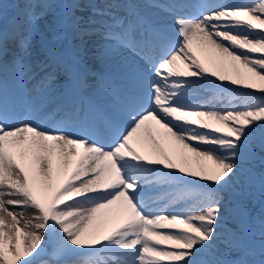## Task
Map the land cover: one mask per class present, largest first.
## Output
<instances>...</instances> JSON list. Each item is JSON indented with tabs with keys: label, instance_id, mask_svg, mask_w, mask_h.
I'll return each instance as SVG.
<instances>
[{
	"label": "snow or ice",
	"instance_id": "6c2138e0",
	"mask_svg": "<svg viewBox=\"0 0 264 264\" xmlns=\"http://www.w3.org/2000/svg\"><path fill=\"white\" fill-rule=\"evenodd\" d=\"M26 2L0 27V264L47 245L45 264H264V200L258 225L249 205L264 195V0H174L170 29L159 0ZM10 69L31 86L19 104ZM209 76L260 97L192 103Z\"/></svg>",
	"mask_w": 264,
	"mask_h": 264
},
{
	"label": "bare ground",
	"instance_id": "6f19581e",
	"mask_svg": "<svg viewBox=\"0 0 264 264\" xmlns=\"http://www.w3.org/2000/svg\"><path fill=\"white\" fill-rule=\"evenodd\" d=\"M195 1L196 0H192L193 4H194ZM1 2L2 1L0 0V3ZM243 2H245V0H243ZM6 3H9V0H4V3L2 5L0 4V6H3ZM203 4H209V3H208V1H203ZM5 9H7V7ZM10 9L12 11L9 12L8 14H10V13H12V14L8 16V20H7L8 23L14 22V20L16 18H18V17L21 16L19 14V12L17 11L16 6L13 5V7L10 8ZM22 9L24 10V13L27 11V10H25L24 7H22ZM150 11H151V16H152L153 19L155 18L154 15H153L154 12H157V17L156 18H159L160 16L163 15V12L158 11L157 9H152ZM0 13H1V10H0ZM82 15L87 16L88 15V12L87 11L86 12H82ZM4 16L5 15H3V16L0 17L1 20L3 19ZM100 17L101 16H97L96 19L98 20ZM1 20H0V24H1V26H3L2 25L3 23H2ZM44 23H45V21L43 22V26H44ZM93 41L99 42V40H97V39L94 40V39L91 38L90 39V43L93 42ZM207 66L211 67V65H207ZM193 79L196 80V83L193 86L194 89H195V91L197 89H198V91H200V90H202L201 87H203V88H207L210 91V93H214V95H211L212 98L210 99L211 100L210 102H213L214 104L217 101V99H219V97L225 98V97L230 96V95L252 94V95H256L257 97H260V93H258V92H253L251 90L244 89L240 85H231L229 82H226V81L225 82H220V81L216 80L214 77H211V76H209L208 80H198L197 78H193ZM222 84L226 87V91H224V95L223 96H220L219 93L223 90L222 87H221ZM208 90L198 92V94H196L195 91H193L192 93H193V96L199 97L200 94H203L205 92L207 93ZM204 100H205V98H200L199 100H195L194 103H203ZM225 105H226L225 103L220 102L215 107H217V108H223V107H225ZM254 165H255V167L257 166V164H254ZM187 179H191V178H187ZM236 187H237V180L234 178L233 183L231 185H229L228 187H226L223 190L224 191L225 198L226 197H231L233 194H235ZM226 200H228V199H226ZM10 210H12V208H10ZM16 210L19 211V209H16ZM170 210H179V208L177 207L175 209H170ZM256 212L259 213V210H257ZM31 214H32L31 211H29V212L26 213V215H31ZM258 223H259V219H258ZM47 251H50L51 252V245H47L46 248H45V252L42 253V254H45ZM40 258L41 257H39V256L36 257V259L34 261V264H45V263H43L40 260ZM73 259H75V258H73Z\"/></svg>",
	"mask_w": 264,
	"mask_h": 264
},
{
	"label": "rangeland",
	"instance_id": "374dc122",
	"mask_svg": "<svg viewBox=\"0 0 264 264\" xmlns=\"http://www.w3.org/2000/svg\"><path fill=\"white\" fill-rule=\"evenodd\" d=\"M54 10H55L56 12H61V11H62V9H61V7H60L59 4H57V6L54 8ZM40 23H41V22H40ZM40 27L42 28L43 26L40 24ZM255 159H256V158H255ZM258 160H259V159H256V160L254 161V164L257 163V166H256L257 171H259V170L261 169V167H262L261 162H259ZM252 193H253V194H252V196H251L250 198H252L253 195H255V194H257L258 196L261 194V193H259V192H257V191H254V190H253ZM250 203H251V205H252L253 202L251 201ZM254 204H257V203H254ZM230 227H231V225H230ZM221 247H223V246L221 245ZM42 260H44V261H48V260L46 259V257H43Z\"/></svg>",
	"mask_w": 264,
	"mask_h": 264
}]
</instances>
